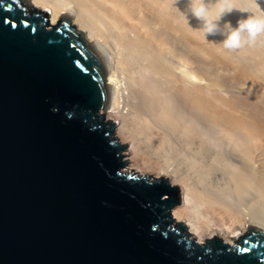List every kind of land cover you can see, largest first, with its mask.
<instances>
[{
    "label": "water",
    "instance_id": "obj_1",
    "mask_svg": "<svg viewBox=\"0 0 264 264\" xmlns=\"http://www.w3.org/2000/svg\"><path fill=\"white\" fill-rule=\"evenodd\" d=\"M184 192L129 137L88 10L0 0V264H264V228L205 236Z\"/></svg>",
    "mask_w": 264,
    "mask_h": 264
},
{
    "label": "bare ground",
    "instance_id": "obj_2",
    "mask_svg": "<svg viewBox=\"0 0 264 264\" xmlns=\"http://www.w3.org/2000/svg\"><path fill=\"white\" fill-rule=\"evenodd\" d=\"M50 1L65 13L84 7L102 33L108 94L129 137L182 168L179 213L232 242L264 228V36L225 49L220 33L205 38L190 0ZM230 3L264 11V0ZM247 15L233 10L220 25Z\"/></svg>",
    "mask_w": 264,
    "mask_h": 264
},
{
    "label": "clouds",
    "instance_id": "obj_3",
    "mask_svg": "<svg viewBox=\"0 0 264 264\" xmlns=\"http://www.w3.org/2000/svg\"><path fill=\"white\" fill-rule=\"evenodd\" d=\"M218 7L213 11L206 0H190L191 14L201 21L204 36L220 33L224 38L221 41L223 47L228 50H237L245 46H254L258 37L264 36V11L237 9L232 6L230 0H215ZM233 10L246 12V18L240 19L236 26L226 21L221 27V19Z\"/></svg>",
    "mask_w": 264,
    "mask_h": 264
},
{
    "label": "snow or ice",
    "instance_id": "obj_4",
    "mask_svg": "<svg viewBox=\"0 0 264 264\" xmlns=\"http://www.w3.org/2000/svg\"><path fill=\"white\" fill-rule=\"evenodd\" d=\"M9 7H10V5H9ZM3 22H4V23H9V20L5 19ZM13 26H14V25H13Z\"/></svg>",
    "mask_w": 264,
    "mask_h": 264
},
{
    "label": "rangeland",
    "instance_id": "obj_5",
    "mask_svg": "<svg viewBox=\"0 0 264 264\" xmlns=\"http://www.w3.org/2000/svg\"><path fill=\"white\" fill-rule=\"evenodd\" d=\"M248 232V230H245L244 232H243V234H246Z\"/></svg>",
    "mask_w": 264,
    "mask_h": 264
}]
</instances>
